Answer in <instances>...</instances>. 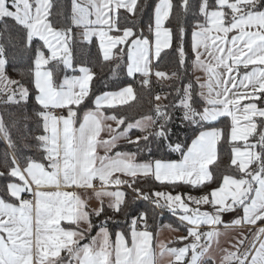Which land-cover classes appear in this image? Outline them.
Listing matches in <instances>:
<instances>
[{"label": "snow or ice", "instance_id": "obj_1", "mask_svg": "<svg viewBox=\"0 0 264 264\" xmlns=\"http://www.w3.org/2000/svg\"><path fill=\"white\" fill-rule=\"evenodd\" d=\"M55 6L0 0V105L33 102L42 129L40 155H27L0 113V264H264V0H70L54 15ZM77 44H95L116 68L123 61L141 87L154 76L171 91L130 120L116 110L137 100L133 85L96 94ZM165 57L171 71L159 67ZM224 142L232 172L218 176ZM165 211L175 225H149ZM225 214L256 230L217 261ZM163 227L186 234L162 241Z\"/></svg>", "mask_w": 264, "mask_h": 264}, {"label": "trees", "instance_id": "obj_2", "mask_svg": "<svg viewBox=\"0 0 264 264\" xmlns=\"http://www.w3.org/2000/svg\"><path fill=\"white\" fill-rule=\"evenodd\" d=\"M67 6L70 11V0H56V6L53 9V13L59 12L62 7ZM59 19V17H56ZM145 23L147 22V17H144ZM175 23V21H173ZM141 27H144V24H141ZM146 31V29H145ZM13 36V40L11 44H8V50L10 53H13L15 49L13 48V45H17L18 47V41L16 40V32L13 31L11 33ZM5 41L0 40V43H4ZM75 58L78 62L86 64V66H89L93 69V71L96 73V77L93 82V90L96 94L106 92V91H117L120 88L124 87L127 84H132L134 89L137 92V100L130 104V106H122L119 107L116 111L121 114L127 116L130 120L139 119L141 116H147L152 114V108L155 103L154 96L156 93H165L171 91V89L168 87L169 84H172L173 81L171 80H164L159 83H157L156 78L153 76L152 80V86L151 89L147 87H141L140 86V80L141 76L139 74L136 75L135 79L132 77L127 76L126 69L124 66V62H120V67L116 68V61L112 62H102V57L98 52V49L95 44L92 45H80L77 44L75 47ZM170 57H165V59L161 62L160 68L161 70L165 71H171L174 67V64L170 62ZM26 65L23 63V61L19 62L17 64V67H25ZM9 73L13 76L15 79H21L19 75H17L16 72L12 71V69H9ZM71 73V72H69ZM63 73L61 74V76ZM161 84L163 87H161ZM171 99V97H170ZM163 103H167L168 101H162ZM85 107H93L91 102L89 101ZM35 107L33 105V102H29L26 107H17L14 105H0V113L4 114L6 123L9 124L12 131V137L17 142L18 146H22L23 143H27L31 145V148L29 149H23L27 155H36L39 156L40 152L37 150V142L33 138L35 135H39L42 133V129L39 127V121L37 120V117L35 116ZM83 113V109L81 110V115ZM110 114V113H109ZM28 116L29 119L25 121L23 119L24 116ZM227 121H222L221 124H225ZM27 124V129L23 128V125ZM27 132L30 135L25 140L24 133ZM133 137L136 135H141V133L133 129L132 130ZM122 145H125L119 150L122 151H134L135 148L126 145L125 142H120ZM230 145L227 142H224L220 145H218V153H219V163L214 169L215 174L222 175L225 172L231 173L232 168L230 167ZM7 148L6 142L3 139H0V161L3 160V152ZM164 154V150L162 149L157 155ZM178 153H172L169 158H178ZM0 171H4L3 167H0ZM4 181L0 180V184H3ZM150 183V182H148ZM145 187H147V184H145ZM212 187H215V185H212ZM164 190H170V188H165ZM177 191H183V192H192L193 194H200V191L193 190L189 187L183 186ZM127 192L129 193V197H131V191L127 189ZM140 207L142 209L149 208L150 205L147 202H143L140 204ZM159 210H157L158 212ZM149 216H153L152 211H149ZM115 219L121 220V226H123V217H115ZM177 222V218L173 216L172 214L168 212L163 213V217L156 216V219H149V224H157V225H163V224H169L172 223L175 225ZM112 225H110L111 227ZM95 232H93L94 234Z\"/></svg>", "mask_w": 264, "mask_h": 264}, {"label": "rangeland", "instance_id": "obj_3", "mask_svg": "<svg viewBox=\"0 0 264 264\" xmlns=\"http://www.w3.org/2000/svg\"><path fill=\"white\" fill-rule=\"evenodd\" d=\"M69 75H71L72 73H68ZM78 74V73H77ZM196 76H201V73L196 72L195 73ZM107 123H110L109 121H107ZM115 127V126H113ZM103 137L106 138L107 134L103 133ZM124 142V141H121ZM103 153V152H102ZM100 153V154H102ZM165 191H170V190H165ZM167 225V224H164ZM222 226V225H221ZM220 227V232H221V236L219 237V243H213L212 245V251L211 254L214 255L217 258V261L219 260V258L223 255L222 253V249H232V246L234 244L237 243V240L240 239L241 237H238V232L237 231H226V229L224 227ZM183 229L181 228L179 232H173L170 231L167 227H163L160 229L159 232V239L162 241H170V240H174L176 236L178 235H183L182 231ZM170 246H182V244L179 245H170ZM169 257L165 256L163 257V259L160 260V263H167Z\"/></svg>", "mask_w": 264, "mask_h": 264}, {"label": "crops", "instance_id": "obj_4", "mask_svg": "<svg viewBox=\"0 0 264 264\" xmlns=\"http://www.w3.org/2000/svg\"><path fill=\"white\" fill-rule=\"evenodd\" d=\"M65 115H66V112H65ZM110 123H112L113 124V126H115V123L114 122H112V121H109ZM104 135H103V133H102V137H103ZM103 151L102 150H100V153H102ZM103 154V153H102ZM124 191H126L127 192V189L125 188V189H123ZM193 194V193H192ZM193 195H198V194H193ZM95 203H96V201L95 200H93L92 201V204L93 205H95ZM176 217V216H175ZM177 218V217H176ZM234 219V216L232 215V214H225L224 215V217H223V220H224V225H222L221 227H224L225 229H226V231H237L238 232V237L240 236L241 237V233H243L244 234V236H247L248 237V239L249 240H251L252 239V236H253V233L255 232V226H251V225H247V224H242V225H233L232 223H231V221ZM164 225V224H163ZM249 229H251V231H249ZM183 232H182V234L183 235H185L186 233H185V231L184 230H182ZM93 235H95V233L93 234ZM242 238V237H241ZM240 238V239H241ZM246 243H247V241H246ZM160 264H163V263H160ZM165 264H167V263H165Z\"/></svg>", "mask_w": 264, "mask_h": 264}, {"label": "built area", "instance_id": "obj_5", "mask_svg": "<svg viewBox=\"0 0 264 264\" xmlns=\"http://www.w3.org/2000/svg\"><path fill=\"white\" fill-rule=\"evenodd\" d=\"M57 114H61V113L58 112ZM63 114H65V112H64ZM149 225H150V224H149ZM150 226H151V225H150Z\"/></svg>", "mask_w": 264, "mask_h": 264}]
</instances>
